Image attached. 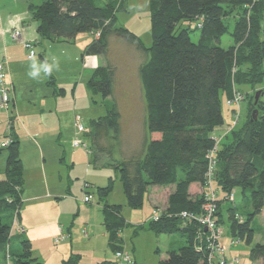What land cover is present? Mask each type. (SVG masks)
Segmentation results:
<instances>
[{
    "label": "trees",
    "instance_id": "trees-1",
    "mask_svg": "<svg viewBox=\"0 0 264 264\" xmlns=\"http://www.w3.org/2000/svg\"><path fill=\"white\" fill-rule=\"evenodd\" d=\"M127 9V0H43L38 6L30 4L29 13L37 24L40 41L71 42L80 34L100 31L101 35L86 47V55L106 56L113 36L148 55L139 71L146 103L145 152L107 165L119 171L127 205L133 210L143 208L151 187L175 186L163 216L157 222L150 221L147 228L157 235L179 232L186 243L169 251L160 264H207L198 226L186 225L176 215L200 211L205 192L193 195L190 188H206L208 154L219 139L213 180L214 190L224 194L218 198L219 222L223 225L226 216L232 238L251 246L252 261L264 262V242L254 243L253 228L256 216L264 210V89L257 105L254 99L250 101L241 126L230 127L223 141L214 133L225 125L222 96L229 102L236 88L254 89L264 83V0H151L150 48L119 24L118 13ZM192 23H197L195 29ZM230 23L234 25L232 31ZM195 30L200 34L197 43L191 38ZM226 34L233 40L229 48L221 46ZM40 58L47 62L43 53ZM116 74V66L109 61L98 66L89 80L90 90L105 100L114 98ZM50 84L55 85L54 80ZM56 93L63 95L64 90ZM256 110L258 117L254 119ZM121 111L119 103L108 108L105 116L91 122L87 133L93 148L106 156L113 148L108 144L110 139L123 143ZM6 138L0 134V156L8 153L5 178L0 179V264H42L27 238L19 250H12L11 230L15 217L20 216L24 166L19 141L13 137L11 145L1 147ZM113 187L114 180L110 179L97 193L104 203L110 248L116 252L124 247L120 233L130 225L121 214L122 206L107 202ZM236 189L242 192L243 206L235 204V195L229 199ZM246 201H250L251 210L245 214ZM224 203L228 205L225 212ZM70 262L77 264L75 258Z\"/></svg>",
    "mask_w": 264,
    "mask_h": 264
},
{
    "label": "crops",
    "instance_id": "crops-1",
    "mask_svg": "<svg viewBox=\"0 0 264 264\" xmlns=\"http://www.w3.org/2000/svg\"><path fill=\"white\" fill-rule=\"evenodd\" d=\"M105 0H101V2H104ZM33 4V3H31ZM30 6V5H29ZM29 10V7H28ZM151 13V12H150ZM29 20V21H28ZM119 20V18H118ZM127 28V26L123 25ZM18 29L21 31L22 36L21 40L14 41L11 33L13 30ZM130 29V28H127ZM131 31V29H130ZM3 35H7L4 39V47H5V57L3 58V62H6L7 66V74H8V82L10 83L11 87V95L13 96V110H17L19 105L18 101L20 96L23 94L22 89L25 87L22 83V79L19 78V75H17V72H22L24 69L25 64L33 62L35 58L30 59L29 53L26 57V46L25 43H33L34 46L38 45L40 43L39 36L37 33V24L32 21V19H27L24 12H17L13 16L10 17V23H9V30L3 31ZM136 34V33H135ZM137 35V34H136ZM120 37L113 36L110 39V48L109 52L106 56H98L96 59H88V56H83V58H80V55H82L83 51L86 49V47L93 42L94 40L90 38L88 35H78L76 39H74L71 42H62L61 41V73L69 74V76L74 75L73 73L68 72L67 70V64L76 63L80 65V68L82 69L80 72L81 77L86 76L87 82L85 83L87 86V89L85 91H81L82 83H78V85L75 88V96H74V107L76 108L77 105H80V99H81V92L83 94V99H85V102L90 103L91 99L93 100V96L95 95L89 88V80L91 79L95 69L105 64L107 61L111 62L113 65L116 66L117 74H116V84L115 85V94L114 96H117L119 91V84L122 83V79L126 78V75L123 74L121 76V73L123 71L121 61V51L122 48L120 46L119 39ZM11 40V41H10ZM14 42L15 44H12L11 42ZM51 48L50 45H47V53L49 52V49ZM28 51V50H27ZM64 51H68L70 53L69 55L64 54ZM141 51V50H140ZM29 52V51H28ZM145 54V53H144ZM48 57V54H47ZM46 57V59H47ZM69 57V58H68ZM88 60H90V63L95 64V68L91 69L88 67L89 63ZM101 60V61H100ZM51 61V60H49ZM48 62V59H47ZM52 62V61H51ZM145 62V60H141L136 68L135 71H140L141 65ZM96 65H98L96 67ZM69 66V65H68ZM21 76V75H20ZM76 81L74 82L73 86L75 87ZM54 86V87H52ZM50 86L48 89V92L44 95V99L50 100L51 103L49 105H40L42 107L41 110H48L51 112H55L56 114H60V108L63 102V98L67 96V92L65 88H59L64 89V94L61 95V102L59 101L58 97L59 94L56 93L58 90L55 88V85ZM63 87V86H61ZM95 101V100H94ZM69 105H72V103L69 101ZM146 106V105H145ZM144 106V107H145ZM95 108V106H93ZM92 108V110H94ZM0 110H3L0 108ZM10 111H7L5 113V119L7 121V126L5 128L4 136L11 137L19 141L20 143V157L23 162L24 166V186H23V192L21 193L22 198V206L20 209V222L19 220H15L13 223L12 230L15 228L21 229V233H25L26 237L31 241L32 247H33V254L34 256L42 263V264H66L68 262L69 257H75V256H81L83 257L82 251L77 248V246H81V244L86 245L88 252L92 253V260L91 264H104V263H113L115 262V252H113L110 248L109 243V234L105 227V214H104V203H102L98 197L97 190L98 188L106 187L110 179H113L112 177L115 175L114 171L112 172V167L107 165V161H105L106 156L98 151L97 149L92 148L90 151L89 149H85V153L82 149H76L74 146V141L76 138L80 139L76 133L74 128L72 127V123L70 125V129H66L61 126L59 131L56 133H53V135H48L46 133H37L39 137H41L42 143L44 142V145L37 146L34 144L35 150L42 154L44 162H46L47 155L52 157L54 154L61 157V165L66 167L67 169L70 168L71 172L68 174L67 179H63V176H61V183H58V186L61 188V196L56 197V201H54V197L50 196V193L46 194L45 192H40L38 189L34 188L36 187V184L33 183L34 186H31V190H28V178L27 173H31L34 171H38L41 173V161L37 162L36 157L33 160H30L29 165L25 164V157L26 158H32L28 152H26V147H22V143L28 142L30 140L24 138V134L22 132H18V129H16V124H19L20 118L17 119V114L15 112L11 113ZM93 113L92 118L90 122L93 120L98 119V115H101L99 111H91ZM95 113V114H94ZM123 116V114H122ZM77 117V116H76ZM123 118V117H122ZM141 123L139 122L134 125L132 128V131L124 127V122L122 119V142L124 144V150L121 155V158H132L136 155L143 154L146 149V142L148 139L147 134V127H146V116L145 113L141 116ZM59 119L60 115H59ZM19 121V122H18ZM234 126L235 122L233 123ZM76 127V126H75ZM231 127V126H230ZM230 127L228 129H230ZM87 131H90L91 127L88 126L85 127ZM224 128V127H222ZM1 129V124H0ZM228 129H220L217 128L215 130V136L222 138V141L225 139L226 133ZM80 134V133H78ZM13 136V137H12ZM86 140L88 139L92 143V138L89 137L87 134L84 135ZM224 138V139H223ZM93 145V143H92ZM25 153V154H23ZM87 154V155H86ZM92 156H89V155ZM85 157V158H84ZM41 158V157H40ZM65 159V160H64ZM69 163L70 167L66 164ZM91 163H94L96 168L89 169L88 166H90ZM79 165H87V175L86 180L84 181V195L81 194L80 189L78 188L74 193V187H73V171L74 169ZM44 167L45 164H44ZM117 178L120 180V174L118 171H116ZM4 173L1 172L0 169V179H4ZM47 183V182H46ZM25 184L27 185V188H25ZM80 184V183H79ZM85 185H88L89 190L85 188ZM45 188L51 189L49 184L45 186ZM114 188V187H113ZM118 193L117 195L114 194V190L109 194L107 197V202L109 205H119L122 206L121 214L124 216V218L129 223L128 228L136 227L137 225H144L147 223L148 226L151 217L153 215V212L157 209H163L167 207V201L168 196L174 191L175 186H168V187H160V186H153L149 189L148 193L145 197V202L143 208L139 210H133L128 207L127 205V198L124 192V188H121L118 186ZM215 189V188H213ZM45 190V189H44ZM206 191V188H202L200 185H192L190 188V192L193 195H199ZM121 192V195H120ZM86 193H91L93 195V201L90 203H85L84 198L86 196ZM60 192L57 191V195H59ZM76 194V195H75ZM219 199H222V196H219ZM64 202H68V206L71 207V209L74 212H77L78 215H80L82 222H86V225L88 227L85 228V238L89 241L87 242H80L79 240V228L74 229L75 233L78 235L74 238L72 241V231H68V234L70 235V239L73 242L71 247H66V244H68L69 235H65L64 227L61 224L60 221L63 218L64 214L61 213V207L63 206ZM98 206H96V203ZM148 206V207H147ZM23 207V209H22ZM63 209V208H62ZM24 210V213H22ZM52 213L57 214V218L52 215ZM75 227V226H74ZM128 228L123 230L120 233V237L122 238V245L123 248L127 251H129L132 256L135 258L136 264H140V255L139 250L134 246L133 248H129L128 244V238H130V235L128 233ZM148 229V228H147ZM143 233H149L151 236L153 231H150L148 229ZM154 233V232H153ZM63 236L64 238L59 240L58 235ZM133 234V231H132ZM140 235V236H143ZM58 237V238H57ZM57 238V239H56ZM81 238V237H80ZM186 237H183L181 233H173V234H160L157 235L156 241H157V250L159 252V255L161 256V259H164L168 256L169 251L179 249L186 243ZM68 240V241H66ZM234 238H231L229 241L224 240L223 237V244L226 248L227 253V261L228 264H264L262 260L258 261H252L250 258V250L246 249L241 250L238 247H236L238 244H240V240L237 243H233ZM64 242L63 245H61V252L59 250H56L52 247V242L60 244L61 242ZM60 242V243H59ZM255 243V240H254ZM259 243V242H258ZM262 243V242H260ZM57 244V245H58ZM160 244V245H159ZM111 253L114 258H108L106 255L108 253ZM55 256H59L58 258H55ZM55 258V259H54ZM82 260L79 264H81ZM161 262V260H160Z\"/></svg>",
    "mask_w": 264,
    "mask_h": 264
},
{
    "label": "rangeland",
    "instance_id": "rangeland-1",
    "mask_svg": "<svg viewBox=\"0 0 264 264\" xmlns=\"http://www.w3.org/2000/svg\"><path fill=\"white\" fill-rule=\"evenodd\" d=\"M42 2L43 0H0V63L3 62L2 60L5 57L6 49L4 47L5 46L4 39L8 37L7 35H3L2 32L9 30L10 17L17 12H24L27 19H30L31 15L28 10L29 5L33 3L34 5L38 6L41 5ZM127 8H128L127 11L118 13L119 24L125 25L127 26V28H130L133 33H136L142 39V42L144 43L145 47L150 48L152 45V30H151L152 25H151V13H150L151 0H127ZM186 25L187 24L185 23L183 26L186 27ZM196 26L197 23H192L193 29H195ZM229 27H230V31H232L234 27L233 23H230ZM97 33H100V31H98ZM84 34L88 35L93 40L99 37V36L97 37V35L94 32H86L81 35ZM199 36L200 34L198 30L192 32L191 33L192 41L197 43L199 40ZM119 39H120L119 40L120 46L122 48L121 61L123 62L122 64L123 71L121 73V76L125 74L126 78L122 79V83H118L120 85L119 91L117 96H114V98H109L105 100L100 94H95L93 96V100L91 99V102L87 103L85 102V99L82 98L83 94L81 92L80 105H77L76 108L74 107L75 88L78 85V83L79 84L82 83L83 88L81 89V91L82 90L85 91L87 89V86L85 84L87 82L86 81L87 75L81 77L80 72L82 69L80 68V65L76 63H71V64L68 63L66 65L68 72L70 71V73H73L74 74L73 76L72 74L71 76H69V74L67 75V73L66 74L61 73L60 62L63 52L61 51V41L42 40L38 45L34 46L35 52L37 54L34 60L35 62H37L38 64L44 63L40 58V55L43 53L45 59L48 54L47 63L52 64L55 61V63L58 65L57 68H54L51 75L45 74L43 71H41L40 76L38 78L36 79L31 78L28 75V73L31 71V64L33 62L25 64L24 69L21 73L17 72V75H19V78L22 79V83L24 84L25 87L22 89L23 94L20 96L18 101V105H19L18 109L16 111L13 110V112L17 114V119L20 118V122L18 121L19 124H16L15 128L18 129V132L20 131L24 134L25 139L30 140L28 142L24 141L22 143V147H26V152H28V154L32 156V158L25 157L26 167L27 164L29 165L30 160H33V157L34 159L36 157L37 162L41 161L42 163L41 173H39L38 171L27 173L28 190H31V186H34L33 183H35L36 187L34 188L38 189V191H40L41 193L42 192H45L46 194L50 193V196H53L55 198L54 201H56V197L61 196V189L57 190L61 188L60 186H58V183H61V176H63V179L65 180L67 179L68 174H70L71 172L70 168L67 169L66 167L61 165V157L58 155L54 154L52 157L47 155L46 162H44L42 154H39L34 148L35 147L34 144H36L37 146L44 145V142L42 143L41 137H39L37 133H46L48 135L51 134L53 135V133L59 131L61 126L66 129H70L71 122L73 121L72 127L74 128L75 136L77 133L80 140L86 143L88 149L91 150L93 148V145L91 141H89L88 139L86 140V138L84 137V135L86 134L85 133L78 134L77 132V129L75 127L76 116H80L82 118V124L88 128V126L91 125L90 120L93 115L91 111H99L101 115H98V117H102L107 114L108 108H111L113 105H116V103L117 104L119 103L122 109L121 112L123 114L122 119L124 122V127H126L131 131L135 124H137L139 121H140L139 124L141 123V119H142L141 116L143 115V113H145L146 116V106H145L146 103L144 99L143 88H142L139 72L135 71V68L142 59L146 61L148 55L144 54L145 52L138 50V48L135 45L126 41L125 39L123 38H119ZM11 43L15 44L13 41ZM232 44H233V40L230 34H226L222 37L221 46H223L224 48H229ZM47 45L51 46L48 53H47ZM64 52H65L64 54L70 56V53L68 51H64ZM84 52L85 50L83 51L82 55H80L81 59L83 58V56H88L89 57L88 59L98 58V55H86ZM28 53L29 52L26 49V57H25L26 59ZM49 60H51L52 62ZM88 63H89L88 65L89 68L91 69L95 68L94 67L95 64L93 62L90 63V60H88ZM97 66L98 65H96V67ZM52 80H54L55 82V88H57L58 90H60L59 88H65L67 92V96L65 98L62 97L63 98L62 104L60 103L61 105V108L59 109L60 114H56L55 112L50 113V111L44 109L41 110L42 107L40 106L46 104L49 105V103H51L50 100H47L46 98L44 99L43 97L48 92L50 86H52V84H50V81ZM75 81H76L75 83L76 85L74 87L73 84ZM263 89H264V83L256 86L254 89L250 87L236 88V91L241 95V100H242L240 104L241 112H240V121L238 127L241 126L245 121L247 111L250 106L249 105L250 101L254 99V105H255L256 94L257 92L260 91L261 94L263 95ZM253 94L255 95V97ZM59 96L60 97H58V99L61 102L62 99L61 95ZM262 98L264 100V96ZM11 100H12L11 102H13L12 95H11ZM69 101L72 103V105H69ZM12 104L10 107V112L13 109ZM222 105H223L222 106L223 115L225 118V125L219 128L225 130L228 129L230 126L231 128L234 127L233 123L236 121V117H235V113L232 110L234 107L229 106L228 100L225 96H222ZM93 106H95V108H93ZM92 108L94 110H92ZM6 112H7L6 110H0V124H1L0 134L2 136H4L5 128L7 126V121L5 119ZM59 115L61 119H59ZM87 133H89V131H87ZM110 140L113 143L110 141L108 144L110 146L113 145V148L111 147L109 151L113 157H111V155L108 156L105 155L107 157L105 161H107L108 164L115 163V161L113 160L116 161L121 160V155L124 150L123 143L118 144L115 140L113 139ZM31 141L34 142V144ZM76 149H82L85 153V149L83 146L76 147ZM218 149H219V145H218ZM210 153L208 154V156H210ZM7 156H8L7 151H4L0 156V169L2 173L5 172ZM89 156L92 155L90 154ZM44 164L46 167H44ZM66 164L70 167L69 163L66 162ZM88 167L89 169L96 168L94 163H91L90 166ZM110 169H112V172L114 171L115 173V175L112 177L114 180L113 190H114V194L117 195L119 189L117 187L120 186L121 188H123V184L121 180L117 178L116 175L117 170L114 167ZM86 171H87V165L86 166L79 165L74 169L72 173L73 174L72 181L74 183L73 184L74 193L79 188L81 194L84 195L83 184L84 181L86 180V175H87ZM46 184L47 185L49 184L51 189L45 188ZM212 187L215 188V183L212 184ZM25 188H27L26 184H25ZM57 191L60 192L59 195H57ZM217 193L219 196L222 197L224 196L223 192L218 191ZM233 193L235 195V204L238 206H243L244 203H243V196L241 190L236 189L233 191ZM85 203H90V202H85ZM245 203L247 209L243 210V213L246 214L248 211L251 210V207L249 205L250 201L248 202L246 201ZM96 206H98L97 203ZM227 206H228L227 203L223 204L222 210L224 212ZM127 209L130 210V208ZM22 213H24V210ZM61 213H63L64 216L60 221V226L61 224H63L62 226L64 227L65 235L66 234L69 235L68 231H72L71 237L73 238L72 239L73 241L74 238L78 236L75 233L74 229L79 228V236L81 237V238L79 237L80 239L79 241L83 243L89 241L88 239L85 238V230H86L85 228L87 227L86 222H82L80 215H78L77 212H74L71 209V207L68 206V202H64L63 206L61 207ZM52 215H54L57 218L56 213H52ZM20 218L21 215L15 217V219L17 221L19 220V222H20ZM224 218H225V223L223 224L224 240L229 241L232 238V235L229 232V222L226 216H224ZM144 225H147V223ZM139 227L140 225L133 227L134 230H132L131 227L128 228V233L130 235V238H128L129 248L131 249L134 246L138 248L139 250L138 253L140 255V264H160V260L162 259L157 250V246H158L156 241L157 234L153 232H152L153 236L149 234L150 232L143 234L146 231L147 226L146 228L143 229ZM253 228L256 231L255 243L264 242V210L259 216H256L255 220L253 221ZM142 234L143 236H140ZM11 236H12V250L13 251L19 250L21 241L27 238L25 233H21L17 230V228H15L13 231H11ZM58 236L60 237L61 235L59 234ZM71 237L70 235L68 236L69 241L66 240L68 241L66 247L70 248L71 245L73 244V242L70 239ZM63 243L64 242H61L60 244L57 243L58 244L57 245L56 243L52 242V247L56 250H59V252H61V245H63ZM236 247L244 251L246 249L250 250V246L247 245L246 242L244 241H240V244H238ZM77 248H79L82 251L81 255L83 257L81 256L72 257L76 259V263L79 264L80 261L82 260L81 264H91L93 254L90 253L91 251L88 252L86 245L81 244V246L78 245ZM58 257L59 256H55V258ZM106 257L114 258L110 252L108 253V255H106ZM133 259L135 260L134 257ZM70 261H71V257H69L68 262L66 264H72ZM113 264H116V262H113Z\"/></svg>",
    "mask_w": 264,
    "mask_h": 264
},
{
    "label": "built area",
    "instance_id": "built-area-1",
    "mask_svg": "<svg viewBox=\"0 0 264 264\" xmlns=\"http://www.w3.org/2000/svg\"><path fill=\"white\" fill-rule=\"evenodd\" d=\"M97 37L101 35L96 33ZM11 36L14 41L21 40L22 33L20 30L15 29L12 31ZM27 50L29 51V58H35L37 56L33 43H25ZM11 87L8 82L7 66L6 62L0 63V108L6 111H10L11 107ZM241 95L235 90L233 99L228 102L229 106L234 107V113L236 117L235 125L240 121L241 112ZM75 126L78 133L87 134L85 126L82 124V118L80 116L75 117ZM233 128V127H232ZM215 149L210 153V169L207 174V185L205 191V200L201 209L198 213L192 214L189 212H182L176 217L180 218L186 225L195 224L198 226L200 231L201 242H203V248L207 252V264H228L226 248L223 244L224 237V227L218 220V193L213 189L212 184L214 180V169L216 167L215 154L218 150L219 140ZM13 142L11 137L6 138L1 147H8ZM75 147H84L88 150L86 143L82 142L80 139L76 138L74 141ZM90 151V150H89ZM85 188L89 190L88 185ZM93 195L91 193H86L84 197V202L93 201ZM230 200L234 199V193L229 197ZM164 210L157 209L153 212L150 221H159L161 216H163ZM16 220V219H15ZM14 220V221H15ZM16 222V221H15ZM22 232L21 229H18ZM61 236L58 240L63 239ZM239 240L234 239L233 243H237ZM115 262L116 264H136L133 259L132 254L125 250L124 248L115 252Z\"/></svg>",
    "mask_w": 264,
    "mask_h": 264
},
{
    "label": "clouds",
    "instance_id": "clouds-1",
    "mask_svg": "<svg viewBox=\"0 0 264 264\" xmlns=\"http://www.w3.org/2000/svg\"><path fill=\"white\" fill-rule=\"evenodd\" d=\"M57 67L58 65L55 63V61L52 64H49L47 62L38 64L37 62L33 61V63L31 64V71L28 73V75L33 79L38 78L41 71H43L45 74L51 75L54 68Z\"/></svg>",
    "mask_w": 264,
    "mask_h": 264
},
{
    "label": "water",
    "instance_id": "water-1",
    "mask_svg": "<svg viewBox=\"0 0 264 264\" xmlns=\"http://www.w3.org/2000/svg\"><path fill=\"white\" fill-rule=\"evenodd\" d=\"M261 92L259 91V92H257V94H256V97H255V105H257L258 104V102H259V100H260V97H261ZM257 117H258V110H256V111H254L253 112V118L254 119H257Z\"/></svg>",
    "mask_w": 264,
    "mask_h": 264
},
{
    "label": "bare ground",
    "instance_id": "bare-ground-1",
    "mask_svg": "<svg viewBox=\"0 0 264 264\" xmlns=\"http://www.w3.org/2000/svg\"><path fill=\"white\" fill-rule=\"evenodd\" d=\"M234 112V111H233Z\"/></svg>",
    "mask_w": 264,
    "mask_h": 264
}]
</instances>
